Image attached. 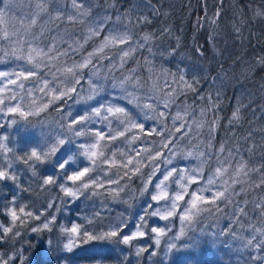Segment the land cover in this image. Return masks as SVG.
I'll return each instance as SVG.
<instances>
[{"label":"snow or ice","instance_id":"6c2138e0","mask_svg":"<svg viewBox=\"0 0 264 264\" xmlns=\"http://www.w3.org/2000/svg\"><path fill=\"white\" fill-rule=\"evenodd\" d=\"M26 2L30 12L25 20L19 22L20 27L11 24L0 29V34L9 41L7 47L0 46V64L10 61L15 65L9 66L7 70H0V114L9 117L6 120L8 128H19L30 126L32 117L39 116L41 112L52 106V100H66L69 96L73 99L75 94L79 103L95 101L78 116L68 113L77 129V135L84 137L81 151L91 167L79 165L73 168L71 163L65 165L61 153L65 152L68 145L63 140L60 141L63 147L59 149L50 145L48 141L35 143L34 146L21 143L20 148L17 149L15 141L11 138L15 132L11 134L5 132L0 135V182L12 181L19 193H30L37 185H52L54 182L59 185L60 181H66L63 190L67 196L75 197L77 193L73 186L82 185L89 191L95 190L103 195L107 193L112 199H118L120 193L131 183L132 177L139 174L143 184L140 195L148 191L149 185H153L155 189H159V192L151 195V200L160 201L168 196L165 189L170 177L175 178L173 183L182 182L181 189H186L190 183L195 184L199 178L207 180V185L200 189L201 192H210L211 186L214 185L222 187V190L213 194L211 201L213 205L221 198L226 204L233 203L232 185L244 182L240 177H249L252 172L258 174L259 183L253 182L249 187H264V164L250 167L240 154V140H249L251 132L239 138L233 133L231 143L227 140L221 141L218 145L214 143L221 117L213 113L212 119H207V113L218 107V103L213 102L211 95L207 96L208 105L201 108L200 117L193 119L192 124H189L187 119L192 116L191 105H179L175 113H172L176 99L189 91L195 92L199 80L194 77L189 81L182 72L173 73L163 66L158 70L155 68L154 60L150 57L157 55V52L153 51L156 34L144 32L141 35L139 31L141 25L151 24L149 16L137 14L138 9L135 7L121 12L118 0H70V10L65 0H26ZM50 5L54 6L50 8ZM97 9L99 10L96 11ZM109 10H112V14H109ZM152 11L156 15L161 14L155 7ZM163 15L166 16L167 13ZM255 15H264V10L257 9ZM218 17L219 11L207 18L209 27L216 26ZM5 19L4 11H0V22ZM241 23L244 21L242 20ZM61 25L64 26L63 29ZM233 29L240 31L235 24ZM53 31H55L54 35ZM166 34H171L169 28L161 30L160 38ZM177 41H179L178 37ZM90 42L92 50L84 54ZM109 50L112 54L106 55ZM145 51L148 53L147 56H143ZM137 54H140V59L137 58ZM163 54L159 53V55ZM76 56L80 58L77 60ZM101 60L109 62L106 69L103 63L97 62ZM129 61L135 66L127 67ZM102 69H105L106 75L102 74ZM143 69L147 70V77L144 76ZM115 72H119L120 75H114ZM85 76L88 77L87 94L82 95L84 89L80 86ZM161 76L171 77V83L168 80L164 81L168 91H164L159 86ZM149 80L152 84L144 100H155L156 103L142 102L141 96L136 91L144 89ZM109 81H115L111 83V87L119 88L123 94L122 99L127 100V104L133 107L121 106L111 100L97 99L106 91V82ZM129 88L133 91H129ZM37 93L39 95H36ZM216 95L219 96L220 93L217 92ZM201 99L205 97L202 96ZM57 109L61 111L60 108ZM239 112L240 107L237 106L229 124L240 120ZM64 113L66 112L61 111L62 115ZM16 116L19 119L13 118ZM143 121H152L156 126L147 125ZM98 122L103 125L102 128L95 127ZM4 128L5 123H0V129ZM193 140L196 141L195 144L192 143ZM137 144L142 146L136 147ZM254 148L255 144H252L246 151L252 154ZM52 153L55 154L54 164L58 173L62 175H47L41 180L44 175L39 168L48 163L47 158ZM174 161L177 163L174 164ZM183 161H188L189 164L195 163V167L178 169L177 164ZM17 163L26 166L34 178L27 187L20 184L15 167ZM160 164L172 165V167L161 171ZM206 167L211 172L207 177L204 176ZM144 168L150 170L144 173ZM157 172H160L163 178L153 184V177ZM225 176H229L231 183L224 179ZM122 180L125 183L122 184ZM101 189L105 191H100ZM241 191L246 189L241 188ZM183 199L184 195L177 193L172 198L171 206L166 205L163 213L159 212L160 207L153 208L152 205H148L147 207L152 210L146 211L136 219L133 232H125L129 229V218L123 213L116 218H108L106 223L105 218L102 217L91 231H82L79 223L67 228L61 225L60 230L66 233V242H62L63 248L71 253L77 247L92 242L120 241L124 245H130L134 239L145 237L147 217L158 216L167 221L176 214L177 201ZM198 202L207 203V199L203 195H194L193 209L197 208ZM259 206L264 213V201H261ZM5 210L10 216V224L5 226L0 223V239H6L10 234L15 240L21 237L29 221H40V209L36 208L34 203L25 202L23 195L14 194L7 203L0 201V212ZM237 210L241 215L247 216L244 207H238ZM216 211H222L218 205ZM180 220L182 226L179 236L173 237L172 242L167 244L169 251L177 247L175 240L185 235L184 222L187 221L191 225L192 210H186L180 216ZM237 220L239 221V218ZM261 223L260 228L255 225L250 226L253 232H259L264 236V220ZM48 229L49 223H43L31 227V232L41 233ZM150 232L155 234V246L158 247L161 243L160 238L166 234L165 228L151 227ZM48 243L55 250L56 244H53L51 239ZM247 244L257 251L264 250V239L257 240L253 236ZM146 252L149 253L148 247L136 249L138 264L139 258ZM189 259L195 257L191 255L185 257L182 264H187ZM257 261L259 264H264V255L256 257L252 264H257ZM0 264H32V258L24 256L23 249H13L7 253L0 252ZM39 264L45 262L41 260Z\"/></svg>","mask_w":264,"mask_h":264},{"label":"trees","instance_id":"16d2710c","mask_svg":"<svg viewBox=\"0 0 264 264\" xmlns=\"http://www.w3.org/2000/svg\"><path fill=\"white\" fill-rule=\"evenodd\" d=\"M65 4L67 8L71 7L70 0H65ZM118 4L121 12L135 7L138 9L137 14L147 15L151 19V24L141 25L139 31L141 35L144 32L156 34L153 51L157 52V55L150 58L154 60L157 70L163 66L173 73L182 72L185 79L189 81H192L194 77L199 80L195 92L189 91L186 95H181L176 99L172 106V113H175L179 105H191L192 116L187 119L188 123L192 124L193 119L200 117L201 108L208 105L207 96L211 95L213 102L218 103V107L207 113V119L211 120L213 113L221 117L214 143L218 145L225 140L231 143L233 133L239 138L247 136L251 132L249 140H240V154L250 167H259L264 164V139H262L264 131H261L264 129V62H262L264 60V15H255L257 9L264 10V0H222V2L220 0H118ZM52 6L54 5H50V8ZM153 7L159 9L161 14H154ZM0 11H4L6 17L3 22H0V29L9 27L11 24H15L19 28V22L26 19L30 8L26 0H0ZM217 11H219L217 24L214 27H209L207 18L213 16ZM164 13L167 15H163ZM109 14H112V10H109ZM242 20L244 23H241ZM234 24L240 28L239 32L234 31ZM63 27L61 25V29ZM163 28H169L171 34L160 38ZM9 30L11 29L9 28ZM52 34L54 35L55 31ZM177 37L179 41H177ZM8 45L9 41L0 34V46L7 47ZM91 50L90 42L84 54ZM159 53L164 54L159 55ZM147 55L146 51L143 52V56ZM75 58L78 60L80 57L76 56ZM137 58H141L140 54H137ZM102 63L106 69L109 62L102 61ZM9 66L14 67L15 65L9 61L6 64H0V70H7ZM134 66L133 62L129 61L127 67ZM105 69H102L104 75L107 74ZM142 72L147 77V70L143 69ZM114 75L119 76L120 73L115 72ZM87 78L85 76L81 82L80 87L84 89L82 95L87 94ZM165 80L171 83V77L161 76L159 86L164 91H168L169 89L164 83ZM114 82H106V91L97 99L111 100L121 106L133 107L127 104V100L122 99L123 94L119 88L111 87V83ZM151 84L152 81L149 80L144 89L136 90L137 94L141 96L142 102L156 103L155 100H144V97L149 94L148 89ZM128 90L133 91L132 88ZM217 92L220 93L219 96L216 95ZM202 96L205 99L202 100ZM66 100L58 101L55 105L50 106L48 111L54 113L57 108H60L62 112L71 110L73 116H78L84 113L90 104L95 103L92 101L77 104L75 103V94H73V99L67 100V103H65ZM237 106L240 107V120L229 124ZM161 110H163L162 106ZM13 118L19 119L18 116ZM7 119L9 117L0 114V123H5V128L0 129V135L5 132L9 134L15 132L11 138L15 141L17 149L20 148L21 143L34 146L36 133L32 127L8 128ZM143 122L153 127L156 126L152 121ZM95 127L99 129L103 125L98 122ZM192 143L195 144L196 141L193 140ZM252 144H255V148L253 153L249 154L246 149ZM141 146L140 144L136 145V147ZM185 147L190 146L185 145ZM72 166L75 168V165L72 164ZM80 166L86 165L81 162ZM15 167L21 185L27 187L30 182L34 181L31 172L22 163H17ZM171 167L172 165L160 164L161 171ZM186 167H195V163L189 164L188 161H183L177 164L178 169ZM149 170V168H144L143 172L147 173ZM39 171L44 176L58 174L56 165L51 163L40 166ZM210 175L211 172L206 167L204 176ZM229 176H225L224 179L231 183ZM162 178L161 173L157 172L153 177V184ZM174 179V177H170L166 182L165 191L168 196L164 200H151V195L156 194L157 190L153 185H149L148 191L140 195L143 184L137 174L132 177L131 183L120 193L118 199H112L107 193L103 200L99 197L93 199L81 197L70 204L67 211L60 214V221L71 224L81 220L83 214H91L97 209L101 211L105 223L108 218H116L123 213L129 218V229H126L125 232H133L135 231L133 224L136 219L144 215L146 211L152 210L147 207L148 205L164 209L166 205L171 206L174 193L184 195L183 200L177 201L176 214L169 220H162L158 216L147 217V227L144 229L145 237L134 239L130 245H124L120 241L92 242L79 246L73 252L68 253L64 250L63 244L59 242L62 238L57 237L58 243L53 250L48 243L50 237L47 230L41 233L31 232V227L39 225L40 221H29L26 229L22 231L21 237L13 240L9 234L8 238L0 239V252L7 253L13 249H23L24 256L32 258V264H39L41 260L45 264H97V262L99 264H138V258L135 256L136 249L144 247L149 248V253L141 255L139 264H182L183 259L189 255L194 256L195 259H189L187 264H252L256 257L264 255V250L257 251L247 244V241L253 236L257 240L264 239V236H261L259 232H253L250 226L255 225L260 228L261 222L264 220V213L259 206L261 201H264V187H249L253 182L259 183L257 173L252 172L249 177L242 176L240 179L244 182L232 185L234 194L231 204H226L221 198L216 200L213 205L211 203L213 194L222 190V187L214 185L215 187L212 186L213 190L210 192H201L200 189L207 185L206 179L198 178L195 184H188L186 189H181L180 183L182 182L173 183ZM121 183L123 184L125 181L122 180ZM241 188L246 191H241ZM39 191L37 188L36 192ZM53 191H58V189H53ZM100 191L105 190L101 189ZM14 194L23 195L24 201L28 203H35L37 200L33 192L19 193L12 181L0 182V201L7 203ZM194 195H203L206 197L207 203L198 202L197 208L193 209ZM216 205L222 211H216ZM238 207H244L247 216L241 215L237 210ZM188 209L192 210L193 215L191 225L187 221L184 222L185 235L176 239L177 247L169 251L167 244L171 243L172 239L165 242L164 237L168 234L172 237L179 236L182 226L180 216ZM0 223L5 226L10 224V216L6 210L0 212ZM151 227L169 230L161 239L158 247L155 246V234L150 232ZM151 253H155V255H151ZM257 264H259L258 261Z\"/></svg>","mask_w":264,"mask_h":264},{"label":"clouds","instance_id":"9594fccd","mask_svg":"<svg viewBox=\"0 0 264 264\" xmlns=\"http://www.w3.org/2000/svg\"><path fill=\"white\" fill-rule=\"evenodd\" d=\"M111 54V50L106 53V55ZM102 61L103 60L100 62L102 63ZM67 100H71V96H69ZM67 100L65 103H67ZM56 103H58V100L51 101V105H55ZM75 103L79 104L78 101H75ZM48 109L41 112L39 116L32 117L30 126L36 133L35 143L48 141L50 145H54L57 149H59L60 147H63V144L60 143V141L63 140L64 143L68 145L65 152L62 153V160L65 165L71 163L75 165V167H78L82 162L84 165L91 167L90 162L81 151L84 146L82 143L84 137L77 135V129L72 123V117L68 115V113H71L73 116V112L70 110L62 115L61 111L58 109H56L54 113L49 112ZM47 160L48 163L54 164L55 154H50ZM98 166L99 165H97V167ZM94 170L95 169L93 168V171ZM58 175H62V173H58ZM46 177L47 176L42 177L41 180ZM66 183V181H62L59 185L55 182L52 185L40 184L33 188V193L37 197L34 206L40 209L39 225L49 223L47 234L53 244L58 243L57 237L62 238L59 242H66V233L60 230L61 225L67 228L72 224L79 223L82 231H91L95 229L96 223H98L102 218L101 211L97 209L91 214H83L81 220L72 222L71 224L60 221V214L67 211L68 206L81 197H86L87 199L99 197L101 200L104 199V195L102 193L96 192L95 190L89 191L82 185L73 186L74 191L77 193L75 197L67 196L63 190ZM37 188L40 190L39 192H36ZM53 189H58V191L54 192ZM53 204H55V207H53ZM104 207H106V205H104ZM164 211L165 209L159 210L160 213H163ZM48 213H51V215H48Z\"/></svg>","mask_w":264,"mask_h":264},{"label":"rangeland","instance_id":"374dc122","mask_svg":"<svg viewBox=\"0 0 264 264\" xmlns=\"http://www.w3.org/2000/svg\"><path fill=\"white\" fill-rule=\"evenodd\" d=\"M70 9H71V7L68 8V10H70ZM211 187H212V186H211ZM214 187H215V186H214ZM211 190H213V187L211 188ZM157 192H159V189L156 190V193H157ZM176 194H177V193H174L173 196H172V198H173ZM168 232H169V230L167 229V230H166V233H168ZM162 238H163V237H161L160 239H162ZM172 238H173V237H172L170 234H168L166 237H164V240H165V242H169Z\"/></svg>","mask_w":264,"mask_h":264}]
</instances>
